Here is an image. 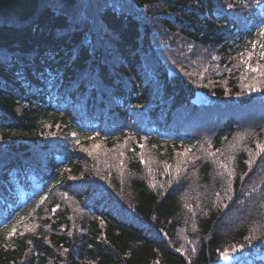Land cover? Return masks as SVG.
Masks as SVG:
<instances>
[{
	"label": "trees",
	"instance_id": "1",
	"mask_svg": "<svg viewBox=\"0 0 264 264\" xmlns=\"http://www.w3.org/2000/svg\"><path fill=\"white\" fill-rule=\"evenodd\" d=\"M262 27L264 0H0V264H264Z\"/></svg>",
	"mask_w": 264,
	"mask_h": 264
},
{
	"label": "rangeland",
	"instance_id": "2",
	"mask_svg": "<svg viewBox=\"0 0 264 264\" xmlns=\"http://www.w3.org/2000/svg\"><path fill=\"white\" fill-rule=\"evenodd\" d=\"M84 150L89 153V154H92L96 157H99L101 156V149H100V146L98 144H90V146L88 147H85ZM120 151V150H118ZM179 157H183V155L179 152ZM184 160V159H183ZM181 160V161H183ZM173 163L172 161L170 162V164ZM33 226H30L29 224L25 223L24 225H22V230H29V229H32ZM236 250V249H235ZM231 251V252H228L227 254H224V256L221 257L220 260L214 262V263H210V264H230V262H232L237 256H239V251L241 250H236V251ZM250 259V257H253L252 255L248 256ZM255 257V256H254ZM256 257H258L259 259H263L264 260V253L262 254H259V255H256Z\"/></svg>",
	"mask_w": 264,
	"mask_h": 264
},
{
	"label": "snow or ice",
	"instance_id": "3",
	"mask_svg": "<svg viewBox=\"0 0 264 264\" xmlns=\"http://www.w3.org/2000/svg\"><path fill=\"white\" fill-rule=\"evenodd\" d=\"M259 34H261V35H264V27H262L261 29H260V33ZM260 47L262 48V49H264V44H261L260 45ZM260 56H261V58L262 59H264V51H262L261 53H260ZM251 58V54H249V59ZM248 67H249V69L251 70V71H253V72H260V74L261 75H264V66H260V65H258L257 67H255V68H253L250 64L248 65ZM250 89L251 88H255V87H257L255 84H249V85H247ZM257 148L258 149H260V150H262V151H264V146H262V145H260L259 143L257 144ZM252 163V161H249V164H251ZM167 167H170V166H167L166 165V168ZM226 167V166H225ZM232 173L231 172H229V175H231ZM43 199V198H42ZM56 207H59L58 205L56 206ZM53 212H55V208L53 209ZM194 250V249H193Z\"/></svg>",
	"mask_w": 264,
	"mask_h": 264
},
{
	"label": "water",
	"instance_id": "4",
	"mask_svg": "<svg viewBox=\"0 0 264 264\" xmlns=\"http://www.w3.org/2000/svg\"><path fill=\"white\" fill-rule=\"evenodd\" d=\"M207 98V94L200 89H195L193 91V95L190 98V102L196 106H202Z\"/></svg>",
	"mask_w": 264,
	"mask_h": 264
}]
</instances>
